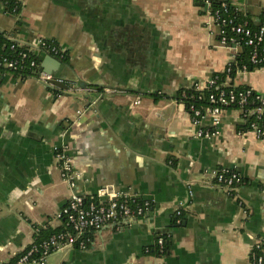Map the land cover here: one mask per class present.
I'll list each match as a JSON object with an SVG mask.
<instances>
[{"label": "crops", "instance_id": "obj_1", "mask_svg": "<svg viewBox=\"0 0 264 264\" xmlns=\"http://www.w3.org/2000/svg\"><path fill=\"white\" fill-rule=\"evenodd\" d=\"M17 1L20 10L12 14L0 0V37L26 46L39 39L57 45L65 59L51 75L68 90L3 77L0 264L27 249L36 230L61 226L57 214L72 191L57 166L59 147L81 173L74 195L102 202L126 195L148 202L151 212L120 221L118 231L107 227L89 234L86 250L55 252L47 264H251L255 239L264 252V137L243 129L239 112L227 110L215 135L199 138L177 99L184 87L223 74L234 59L218 43V30L207 26L200 4ZM229 2L245 20L259 23L264 0ZM227 83L262 92L264 70ZM104 87L116 93L103 95ZM87 92L96 101L93 109L79 102ZM219 170L240 176L237 194L245 206L215 184ZM159 236L168 239L169 250L157 257L149 252Z\"/></svg>", "mask_w": 264, "mask_h": 264}, {"label": "built area", "instance_id": "obj_2", "mask_svg": "<svg viewBox=\"0 0 264 264\" xmlns=\"http://www.w3.org/2000/svg\"><path fill=\"white\" fill-rule=\"evenodd\" d=\"M200 4L203 15L208 19V27H215L218 30V43L230 49L235 55L242 45L249 49L248 62L253 70L246 65L233 69L230 62L224 70L226 81H220L217 76H211L201 82L184 87L181 96H185V89L192 88L200 93L198 100L202 99L204 92H207V106L202 109L188 106L191 122L198 126L197 137L209 139L215 135V129L221 121L223 111L236 110L244 123V129L255 134L258 139L264 137V91L257 92L249 87H234L227 83L231 79L230 74L245 75L254 70H264V10L260 21L253 25L245 19L239 20L242 16L238 6L228 2L229 0H217L218 6L214 7L212 0H195ZM14 12L16 9L13 10ZM10 52L15 55L0 54V77L11 76L12 73H25L34 79L48 83L57 80L51 74L40 70V63L36 61V54L45 53L57 60L64 59V52L54 43L45 39H39L37 45H20L11 41L8 45ZM117 89L104 87L103 95L116 93ZM140 103L139 97L135 98L134 105ZM204 121H209V127H203ZM55 159L60 176L72 191L69 203L57 214L61 223V229L44 239H37L39 231L36 230L34 242L25 249L13 262L9 264H47V259L55 252H63L66 249L86 250L87 245L92 244L89 234L107 227H116L120 221L135 220L144 217L151 212L148 202L136 204L135 200L126 195L111 196L107 201L94 199L85 200L83 196L74 195L77 181L81 179V173L76 170L72 161L67 156L63 147L55 148ZM215 184L228 196L236 199L240 206H245L238 197L237 188L242 184L240 176L228 170H219L214 174ZM111 195V194H109ZM176 217L181 213L177 211ZM62 218V219H61ZM179 222V219H177ZM156 244L161 248L162 237H159ZM251 264H264V252L262 243L255 239L250 251Z\"/></svg>", "mask_w": 264, "mask_h": 264}, {"label": "trees", "instance_id": "obj_3", "mask_svg": "<svg viewBox=\"0 0 264 264\" xmlns=\"http://www.w3.org/2000/svg\"><path fill=\"white\" fill-rule=\"evenodd\" d=\"M1 1L3 2L7 12L12 13V14H17L19 12L20 3L17 0H1ZM212 4H213L214 7H216V6H218L219 2L217 0H212ZM14 9H16L15 12L13 11ZM240 19L242 20L244 18L241 15H239V20ZM8 45H9V43L7 41L3 40L0 37V54H3V55H8V54L15 55L16 52H10L8 50ZM248 53H249V49L242 45V47L236 53L235 60L232 63V67H233L234 70H236L237 67H240L243 64L246 65L248 69L253 70L252 66L248 62ZM35 58H36L37 63L39 64L40 61H39L38 57H35ZM64 59H65V56H64ZM11 76L14 79H18V80H25V79H29V78L34 79V74L33 73H31V76H29V75H27V74H25L23 72L22 73H12ZM213 76H217L220 81H223L224 77H225V73L223 72V74H217V75H213ZM235 76L236 75H235L234 71H232V73L230 74V77L233 78ZM0 78H2V77H0ZM182 91H183V89H181L178 92L177 99L179 101H181L182 103H184L187 108L191 104L194 105L195 108H197V109H202L203 107L208 105L207 101L205 100L206 99V95L208 94L207 92H204L203 94H201L202 95V99L198 100L197 97L200 96V93L195 92L192 88L185 89V96L184 97L181 96ZM244 128L245 127L243 126V129ZM85 200L88 201L89 199L85 198ZM135 203L136 204H141L142 201L135 200ZM177 219H179V218L176 217L174 219V223H176ZM60 229H61V226H59L57 228H54V229H51V228L39 229V233L37 234V239H39V240L44 239V238L48 237L49 235L59 231ZM159 237H162V239H163L162 247L160 248L157 244H155V246L149 252L152 255L157 256V257L166 255L168 250H169L168 239L165 236H159Z\"/></svg>", "mask_w": 264, "mask_h": 264}, {"label": "water", "instance_id": "obj_4", "mask_svg": "<svg viewBox=\"0 0 264 264\" xmlns=\"http://www.w3.org/2000/svg\"><path fill=\"white\" fill-rule=\"evenodd\" d=\"M43 54V53H42ZM36 56L38 57L39 61L41 62L40 64V70L43 71L44 73L47 74H52L58 71V69L60 68V62L58 60H56L55 58L47 55V54H43V58L39 57V54H36ZM49 65L51 66V69H49ZM35 82L40 85L41 87H43L44 89L47 90H62V91H67L68 88L62 83V81H60L59 79L57 80H52L48 83H44L40 80H36ZM5 87V84L3 83V78H0V89ZM98 99H104L105 96H98ZM93 97L87 92L86 95H83V97H81L79 99L80 103H84L86 108L89 109H93V107L95 106V102L96 101H92ZM107 190H111L110 187H107ZM108 194H112L111 192H109ZM82 196V195H80ZM67 250H71V249H66L63 252L67 251Z\"/></svg>", "mask_w": 264, "mask_h": 264}]
</instances>
